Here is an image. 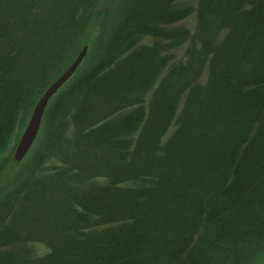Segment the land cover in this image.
<instances>
[{
  "label": "trees",
  "instance_id": "obj_1",
  "mask_svg": "<svg viewBox=\"0 0 264 264\" xmlns=\"http://www.w3.org/2000/svg\"><path fill=\"white\" fill-rule=\"evenodd\" d=\"M24 18L0 22V174L48 74L111 35L0 183V264H264V0H64L39 56Z\"/></svg>",
  "mask_w": 264,
  "mask_h": 264
},
{
  "label": "rangeland",
  "instance_id": "obj_2",
  "mask_svg": "<svg viewBox=\"0 0 264 264\" xmlns=\"http://www.w3.org/2000/svg\"><path fill=\"white\" fill-rule=\"evenodd\" d=\"M64 0H0V22L4 21L9 16H19L22 12L26 14V18H24V21H27V27L24 32V47L31 53V49H33L32 53L37 56L40 55V53L45 49L51 47V38L47 36H43L42 33L44 32L43 26L48 21V17L56 10L58 5L63 2ZM107 22V21H106ZM106 22L102 23V27L100 30L98 29L95 33V45L91 46L88 53L84 56L82 61L79 63L73 74L59 87L62 91L65 89L67 91V88H69L72 84H74L77 79L80 77L81 73L86 71V68L93 64L95 62V55H98L99 52L105 51V45L107 44V39L110 37L111 32L108 31L106 27ZM177 26H187L190 30H193L194 27V17L191 15L190 17L178 22L176 24ZM90 34V30H85L81 34L80 39L76 42V45L72 50L69 51L70 55H68L63 62L60 63V65L52 72L48 74V83L54 80L58 75H60L63 70L71 63V61L74 59V57L77 55L78 51L80 50V47L84 44L85 40L88 38ZM96 41L99 43L96 44ZM144 43L152 44L153 39L151 37H146L142 40ZM27 44V45H26ZM93 44V40H92ZM99 45L100 51L97 50ZM77 47V48H76ZM76 49V50H75ZM73 52V53H72ZM72 53V54H71ZM176 58L178 57V54L180 53V49H175L173 51ZM58 88V90H59ZM60 91V93H61ZM57 92V91H56ZM55 92V93H56ZM54 93V94H55ZM57 96V95H56ZM53 97V101L48 100L47 105L49 109H51L53 102H55L58 99L57 97ZM96 99L93 103H91V107L94 106V109L87 115L86 119L88 121H91L93 119L99 118V113L101 112V109L99 108V94L96 95ZM77 98L73 99L72 97L68 98L69 101L63 102V104L60 105L59 109V116H63L66 113L67 119L71 120V115L76 113L79 109L80 98L83 97L82 94L80 96L76 95ZM52 102V103H51ZM102 107H108V105H103ZM47 108V106H46ZM45 108V109H46ZM45 112V111H44ZM48 113V111H47ZM43 118V117H42ZM42 122V121H41ZM42 123V128L40 124L39 131L41 132V129H44L45 133L47 132V129L49 127V122L47 114L45 115V120ZM69 130H72V128L69 126ZM68 130V131H69ZM38 135V134H37ZM37 137V136H36ZM53 153H59V150L54 147L52 148ZM28 156L23 160V164L25 161H27Z\"/></svg>",
  "mask_w": 264,
  "mask_h": 264
},
{
  "label": "water",
  "instance_id": "obj_3",
  "mask_svg": "<svg viewBox=\"0 0 264 264\" xmlns=\"http://www.w3.org/2000/svg\"><path fill=\"white\" fill-rule=\"evenodd\" d=\"M88 50V45H83L71 63L58 75L43 91L39 99L34 104L29 119L23 129L13 150L6 167L0 174V183L4 181L13 170L19 165L31 148L40 128L42 117L49 98L58 88L73 74L79 63L82 61Z\"/></svg>",
  "mask_w": 264,
  "mask_h": 264
}]
</instances>
